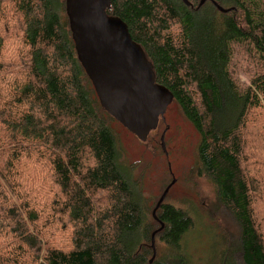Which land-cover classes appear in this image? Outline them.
<instances>
[{"label": "trees", "instance_id": "trees-1", "mask_svg": "<svg viewBox=\"0 0 264 264\" xmlns=\"http://www.w3.org/2000/svg\"><path fill=\"white\" fill-rule=\"evenodd\" d=\"M189 1L111 0L108 14L201 135L196 172L240 228L216 264H264V185L245 161L248 132L264 137V68L247 86L230 69L239 42L264 67V0H213L228 12ZM114 121L78 57L66 0H0V264H189L181 242L193 218L166 201L153 215ZM154 232L174 256L153 257Z\"/></svg>", "mask_w": 264, "mask_h": 264}, {"label": "rangeland", "instance_id": "rangeland-1", "mask_svg": "<svg viewBox=\"0 0 264 264\" xmlns=\"http://www.w3.org/2000/svg\"><path fill=\"white\" fill-rule=\"evenodd\" d=\"M249 47L244 42L232 45L230 69L241 86L249 85L264 68L254 50ZM260 121L261 117H253L252 124ZM167 124L171 126V131L165 135V151L161 138ZM113 127L126 153V162L132 166L131 179L142 188L143 196L149 199L152 211L167 186L174 182L165 201L185 209L194 220L192 228L181 242V252L188 258L189 264H216L221 251L226 247L221 244L237 239L240 228L219 201L212 181L196 172L201 135L193 124L183 116L179 106L173 103L166 113V121H162L147 141L140 140L118 121L113 122ZM250 135L248 132L246 169L258 176L264 185V145L260 141L264 142V137L251 139ZM175 136L173 142L172 137ZM98 196L106 197L105 193H99ZM95 206L105 207V203L96 201ZM154 245L159 258L176 254L175 248L157 238Z\"/></svg>", "mask_w": 264, "mask_h": 264}, {"label": "water", "instance_id": "water-1", "mask_svg": "<svg viewBox=\"0 0 264 264\" xmlns=\"http://www.w3.org/2000/svg\"><path fill=\"white\" fill-rule=\"evenodd\" d=\"M183 1L191 5L189 0ZM206 1L201 0L199 7ZM213 2L220 11H229ZM110 6L111 0H66L76 50L102 106L140 140L147 141L157 129L160 117L165 118L174 94L157 82L154 65L145 50L132 38L120 17L108 14ZM161 140L166 151L165 133ZM173 183L161 195L154 216ZM155 234L151 245L153 257Z\"/></svg>", "mask_w": 264, "mask_h": 264}, {"label": "flooded vegetation", "instance_id": "flooded-vegetation-1", "mask_svg": "<svg viewBox=\"0 0 264 264\" xmlns=\"http://www.w3.org/2000/svg\"><path fill=\"white\" fill-rule=\"evenodd\" d=\"M169 108H170V106H169ZM168 108V109H169ZM168 111V110H167ZM167 113V112H166ZM162 121H166V114H165V118H162V116L160 117V120H159V125H158V127H157V129L159 128V126L162 124ZM171 131V126L170 125H166V127H165V129H164V133H165V135H167L168 134V132H170ZM153 132V131H152ZM151 132V133H152ZM151 133H150V135H151ZM149 135V136H150ZM149 138V137H148ZM148 140V139H147ZM174 140H176V136L175 137H172V141L174 142ZM167 154V153H166ZM172 188V187H171ZM170 188V189H171Z\"/></svg>", "mask_w": 264, "mask_h": 264}]
</instances>
